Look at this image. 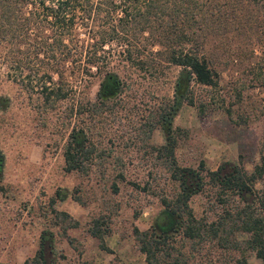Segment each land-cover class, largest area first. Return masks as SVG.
Listing matches in <instances>:
<instances>
[{
  "label": "rangeland",
  "instance_id": "374dc122",
  "mask_svg": "<svg viewBox=\"0 0 264 264\" xmlns=\"http://www.w3.org/2000/svg\"><path fill=\"white\" fill-rule=\"evenodd\" d=\"M32 11H36L32 6L22 9L24 17ZM80 23L73 36L65 35L64 52L57 53L67 59L62 80L48 69L54 83H39L36 78L16 83L8 78L7 55L15 50L0 41V98H8V107L0 108V264L31 260L45 232L53 234L55 264H146L134 229L146 231L155 225L160 231L156 223L165 213L170 240L180 242L175 228L178 216L163 203L174 201L181 189L172 178L171 159L158 150L168 137L176 138L177 164L195 170L201 163L214 170L221 163L240 161L251 171L259 160L264 138L261 42L245 36L223 43L208 41L205 50L216 64L220 82L214 89L189 82L195 102L207 103L199 116L197 106L183 102L176 89L179 66L148 51L128 60L116 42L93 59L97 64H90L80 44L98 24ZM38 26L35 19L20 39L23 80L29 68L43 71L35 56ZM108 74L115 76L112 83L119 84L118 95L99 103L96 95ZM44 87H62L64 97L46 101ZM227 107L232 116L225 112ZM74 134L81 135V146L94 150L83 172L64 170V149ZM57 189L66 192V198L51 205ZM213 192L206 187L191 196L195 216L218 210ZM53 210L67 212L78 225L70 227L69 219L55 222ZM95 218L102 222L101 229L109 231L104 240L111 252L89 234ZM203 245L201 251L189 253L192 264H235L240 256L216 248L213 242Z\"/></svg>",
  "mask_w": 264,
  "mask_h": 264
},
{
  "label": "trees",
  "instance_id": "16d2710c",
  "mask_svg": "<svg viewBox=\"0 0 264 264\" xmlns=\"http://www.w3.org/2000/svg\"><path fill=\"white\" fill-rule=\"evenodd\" d=\"M27 6L36 11L24 17L22 9ZM35 19L39 24L35 56L43 71L39 74L29 68L23 80L20 39L28 34L27 29ZM89 20L97 23L98 27L87 42L80 44V48L85 50L90 64H97L93 59L113 42L120 46L128 60L140 57L145 51L162 55L167 63L181 68L176 89L183 102L197 106L199 116L206 112L207 103L204 100L195 102L189 82L211 89L220 82L216 64L205 50L210 39L223 43L235 36L254 38L262 43L264 55V0H0V41L8 42L15 50L7 55L8 78L16 83H31L34 78L39 83H54V70L60 77L58 81H61V70L67 59H60L57 53L67 48L65 35L73 36L75 26ZM110 76L115 77L108 74L105 83L113 82ZM43 91L46 92V101L52 97L58 101L65 94L62 87L50 90L44 87ZM218 100L219 107L224 108L223 99ZM96 105L93 104V111L98 110ZM7 107L8 98L1 97L0 108L5 110ZM224 110L232 116L229 107ZM73 137L64 149V170L83 172L86 170L85 162L94 150L79 146V138ZM175 146L176 138L172 136L158 150L171 159L172 178L179 182L181 188L174 201H163L178 216L175 228L179 231L180 242L170 240L172 234L165 230L166 213L157 221L160 231L155 225L146 231L134 229L146 264H192L193 257L189 253L201 251L206 242H213L222 250L238 252L240 256L234 260L235 264H247L252 254L264 264V138L259 160L251 171L245 169L240 161L221 163L214 170L207 169L203 163L199 170L180 166L175 160ZM206 187L214 190L218 210H212V215L197 217L189 200L194 193H201ZM66 195L57 189L50 198V204L53 205L57 199L64 200ZM52 212L55 222L60 218L69 219L70 227L78 225L67 212ZM101 228L102 222L95 218L90 223L89 234L99 240L102 249L111 252L104 240L109 231ZM52 238V233H42L39 249L25 264H55Z\"/></svg>",
  "mask_w": 264,
  "mask_h": 264
},
{
  "label": "flooded vegetation",
  "instance_id": "af4514ba",
  "mask_svg": "<svg viewBox=\"0 0 264 264\" xmlns=\"http://www.w3.org/2000/svg\"><path fill=\"white\" fill-rule=\"evenodd\" d=\"M111 78H112V76L109 77V79H111ZM118 86H119L118 83H100V87L98 89V94L96 95V101H98L99 103H107L109 100H115L117 95H118V91H119ZM145 94L147 96V91ZM117 100H119V99H117ZM137 100H139V101L142 100V96L140 95L139 98H137ZM168 120L169 119L166 117L164 119V122L167 123ZM74 137L79 138L78 145L80 146L82 141H83V139L81 138V135L74 134ZM156 224L158 226V223H156ZM172 228H173L172 226L169 227L170 230Z\"/></svg>",
  "mask_w": 264,
  "mask_h": 264
},
{
  "label": "crops",
  "instance_id": "0c3cea01",
  "mask_svg": "<svg viewBox=\"0 0 264 264\" xmlns=\"http://www.w3.org/2000/svg\"><path fill=\"white\" fill-rule=\"evenodd\" d=\"M107 247H108V245H107ZM247 264H262V262L259 258L253 256L247 260Z\"/></svg>",
  "mask_w": 264,
  "mask_h": 264
}]
</instances>
